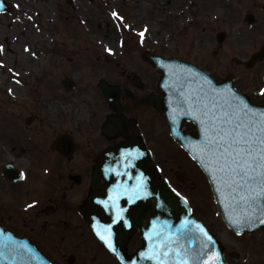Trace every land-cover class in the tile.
Here are the masks:
<instances>
[{
    "label": "flooded vegetation",
    "instance_id": "obj_1",
    "mask_svg": "<svg viewBox=\"0 0 264 264\" xmlns=\"http://www.w3.org/2000/svg\"><path fill=\"white\" fill-rule=\"evenodd\" d=\"M220 19L215 48L204 46V56L212 52L220 59L219 72L232 76L236 89L252 103L264 105V0H222ZM145 53L156 54L145 51L144 60ZM146 69L117 63L114 77L99 79L89 114L66 118L52 106L39 114L14 113V132L0 134V225L27 239L52 264H120L83 211L95 192L101 152L133 138L148 146L160 178L188 199L192 214L220 240L225 264H264V227L237 235L222 219L214 197L195 195L198 175L193 170L203 172L172 137L153 102L161 94L162 72ZM227 76L214 77L220 82ZM102 82L113 89L111 102ZM182 126L185 133L197 130L189 120ZM113 208L120 219L109 216L107 223L115 231L116 246L128 257L141 252V264H156L149 258L157 239L156 203L118 201ZM92 210L96 214L100 205ZM181 252L188 259L189 249ZM169 256L167 264L176 259L174 253Z\"/></svg>",
    "mask_w": 264,
    "mask_h": 264
},
{
    "label": "rangeland",
    "instance_id": "obj_2",
    "mask_svg": "<svg viewBox=\"0 0 264 264\" xmlns=\"http://www.w3.org/2000/svg\"><path fill=\"white\" fill-rule=\"evenodd\" d=\"M5 1L9 7L0 11V89L17 83L15 75L21 73L24 98L17 105L2 104L0 99V134L14 132L16 112L39 114L52 106L66 118L89 114L99 79L114 77L117 63L161 73L142 58L145 51L190 61L218 79L227 76L219 72L220 59L212 52L204 56L203 49L215 48L222 0ZM53 27L60 30V37ZM68 39L82 42L89 55L79 59L74 50L65 54ZM6 45L15 48L14 56ZM66 77L78 88L67 91L62 83ZM193 171L198 175L195 195L212 199L205 175Z\"/></svg>",
    "mask_w": 264,
    "mask_h": 264
},
{
    "label": "water",
    "instance_id": "obj_3",
    "mask_svg": "<svg viewBox=\"0 0 264 264\" xmlns=\"http://www.w3.org/2000/svg\"><path fill=\"white\" fill-rule=\"evenodd\" d=\"M72 3V0H68ZM8 9V5L0 0V11ZM220 33L218 34L219 37ZM144 58L151 61L156 67L163 72L159 82V88L162 94L154 97L153 101L164 116L170 126L173 137L189 152V154L198 162L205 172L211 185L214 197L220 208L222 217L232 229L242 232L251 231L264 224L259 223V219H264V197L260 198L251 206L244 204L238 199L233 201L229 198V192L223 186L219 179H215L217 173L212 171V166L208 163L207 158L202 153L204 144V133L198 120L189 114L191 109L184 102L185 97L192 91L203 88L207 91L209 88L214 89L217 93L224 94L230 91V95L236 98L238 103L247 105L255 114V118L259 121L264 114V106L252 103L246 94L239 92L233 85L232 77L229 76L222 82H217L210 73L199 68L191 62L180 60L177 58H164L159 55L144 54ZM67 90L74 87V83L70 79L64 80ZM108 101H112L113 89L100 84ZM183 94V95H182ZM190 120L197 125L194 133H185L182 126L183 120ZM137 150L143 155L135 153L128 160L122 155L125 151ZM151 153L147 146L135 139H130L126 143L118 144L103 150L100 159L96 165L93 178V188L95 192L88 198V204L84 210V215L88 221L94 226L96 233L104 235L106 239H110L112 248L102 243L118 257L122 264H139L126 258L124 251L116 246L114 242L115 231L110 234L104 229L109 226L107 219L112 216L117 218L114 204L118 201H128L127 197L136 191L134 185L138 184V177L142 173L144 177V187L139 191L138 198L135 201L143 200L147 202L152 200L156 203L157 214H153L157 218V237L156 249L159 251L165 248L167 239L174 241L171 245L173 248L180 250L189 249V257L186 259L187 264H206L213 251L220 254L223 264V249L220 241L215 235L198 219L192 215V209L187 199L178 191L170 186L168 181L161 179L159 170L150 165ZM131 163L133 166L128 167ZM119 173V174H117ZM220 189L217 192V189ZM119 189V191H117ZM127 189L125 192L124 190ZM112 197L113 199H109ZM97 201H107L108 206L100 205V210L93 215V206ZM251 215L255 219V226L232 224V219L247 217ZM187 220L190 223L187 227L183 226V222ZM200 225L213 238L212 243L207 248H202L203 243H207L206 238L196 229V225ZM177 229L180 231L178 232ZM99 237V236H98ZM100 238V237H99ZM164 245L161 246L160 239ZM180 243L177 246L176 243ZM25 246V247H21ZM114 249V251H113ZM203 253V254H201ZM0 264H51L45 259L36 248L27 240L17 238L10 231L0 226ZM170 264H177L176 259Z\"/></svg>",
    "mask_w": 264,
    "mask_h": 264
},
{
    "label": "snow or ice",
    "instance_id": "obj_4",
    "mask_svg": "<svg viewBox=\"0 0 264 264\" xmlns=\"http://www.w3.org/2000/svg\"><path fill=\"white\" fill-rule=\"evenodd\" d=\"M113 17L121 19L117 13H112ZM122 27L127 25L122 24ZM143 35V32L140 33ZM231 90L224 94L217 93L209 88H203L190 92L184 99L191 109L193 118L198 120L204 133V144L202 153L212 166V171L217 173L215 179H219L224 188L229 192V198L233 201L237 199L244 204L251 206L260 198L264 197V114L261 119L256 120L255 114L247 105H242L236 98L230 95ZM183 95V94H182ZM119 127L117 120L113 124V129ZM143 155L137 150H129L122 153L126 160L133 154ZM132 167L131 163L127 164ZM119 174V173H117ZM144 177L141 173L138 177V184L134 185L136 191L127 197L130 204L134 203L139 196V191L144 187ZM119 191V189H117ZM125 192L127 189L124 190ZM220 189H217L219 192ZM109 199H113L109 197ZM99 204L108 206L107 201H97ZM123 210V209H122ZM120 216L117 215V220ZM232 224L241 223L255 226V219L249 216L231 220ZM190 222L185 220L183 226L187 227ZM260 224H264V219H259ZM196 229L206 238L207 243L202 244V248H207L212 243L213 238L200 225ZM110 234L111 226L104 229ZM179 232L180 230L177 229ZM240 233L237 232V235ZM97 235L109 248H112L110 239L97 232ZM157 237L159 234H155ZM174 241L167 239L165 248L167 250L153 249L150 259H156V264H167L170 259L169 254L174 253L177 264H187L184 258L187 254L182 253L179 248H173ZM25 247V246H21ZM114 251V249H113ZM203 254V253H201ZM206 264H223L220 254L213 251Z\"/></svg>",
    "mask_w": 264,
    "mask_h": 264
},
{
    "label": "bare ground",
    "instance_id": "obj_5",
    "mask_svg": "<svg viewBox=\"0 0 264 264\" xmlns=\"http://www.w3.org/2000/svg\"><path fill=\"white\" fill-rule=\"evenodd\" d=\"M24 2H32V0H23ZM40 4V3H38ZM53 31V33L57 36V37H60V30H58L56 27H53L51 29ZM29 35H31V33L29 32L28 33ZM35 34V38H39L40 35L37 34V33H34ZM67 41V45H66V48H67V51L65 52V54H68V51H71V50H74L76 53H77V57L80 59H82L83 56H87L89 55V50L86 48V46L80 42V41H77V40H74V39H68L66 40ZM6 50H8V52L10 53L11 56H14V51H15V48L13 46H8L6 45ZM23 58L26 56H24L23 52L21 51V55L20 57ZM24 59L21 61L22 63H24ZM86 61H83L84 65H86L85 63ZM15 78L16 80L18 81L17 83H14L12 82L10 84L9 87H6V88H1L0 91H1V97L0 99L3 101L2 104H21L22 101H23V96H24V88L22 86V81L23 80V76L21 73H17L15 75ZM8 89H11L12 91V94H9L8 93ZM10 111V110H9Z\"/></svg>",
    "mask_w": 264,
    "mask_h": 264
}]
</instances>
